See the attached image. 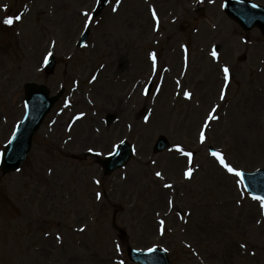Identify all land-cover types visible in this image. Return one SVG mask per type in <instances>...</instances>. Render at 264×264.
<instances>
[{
	"label": "rangeland",
	"instance_id": "rangeland-1",
	"mask_svg": "<svg viewBox=\"0 0 264 264\" xmlns=\"http://www.w3.org/2000/svg\"><path fill=\"white\" fill-rule=\"evenodd\" d=\"M222 2L109 0L91 18L96 0H0V152L23 117L25 84L63 90L23 166L0 171V264H133L128 247L166 249L169 264H264V207L210 154L264 168V34L243 32ZM158 136L169 147L154 154ZM121 141L134 154L104 175L99 163Z\"/></svg>",
	"mask_w": 264,
	"mask_h": 264
},
{
	"label": "water",
	"instance_id": "water-1",
	"mask_svg": "<svg viewBox=\"0 0 264 264\" xmlns=\"http://www.w3.org/2000/svg\"><path fill=\"white\" fill-rule=\"evenodd\" d=\"M107 0H100L94 15L100 11ZM226 14L236 21L244 31L250 30L252 27H258L264 33V9L250 4L246 0H226L224 4ZM87 38V32H84L78 45L84 43ZM54 58L50 57L46 62V71L49 72L54 67ZM25 106L26 113L23 120L18 124L14 135L7 144L1 157V170L8 172L16 170L23 163L27 156L31 138L40 126L44 116L50 110L52 104L56 101L60 94L56 97L49 98L48 91L39 86H25ZM109 121V120H108ZM110 122V121H109ZM168 143L165 138L159 137L155 143L154 151L160 152L167 147ZM131 155V148L127 143H122L116 152L106 158L102 163V167L106 173L112 172L114 169L123 166ZM243 183L246 189L254 195L264 197V169L253 174L244 173ZM128 256L131 261L139 264H153L151 261L158 257L157 264H168L165 253L161 249H155L147 253H141L128 249Z\"/></svg>",
	"mask_w": 264,
	"mask_h": 264
},
{
	"label": "snow or ice",
	"instance_id": "snow-or-ice-1",
	"mask_svg": "<svg viewBox=\"0 0 264 264\" xmlns=\"http://www.w3.org/2000/svg\"><path fill=\"white\" fill-rule=\"evenodd\" d=\"M116 3L119 4L120 3V0H116ZM116 10H117L116 8H113L112 9V11H114V12ZM83 15L86 18L85 26H87V21L90 20L89 14H88V12H84ZM152 16L153 17H156V10L154 8L152 9ZM20 19H21V17H19V16H16L15 17V20H20ZM13 22H14V20H13V17H11V16H9L8 18H6V19L3 20V23L5 25H12ZM185 52H187V48H185ZM211 54H212V56L214 58L219 59L218 53H217V51L215 49H213V51H212ZM49 55H51V53H49ZM149 58H150V60L152 62V69H153V71H155L156 66H157V54L155 52H152V53L149 54ZM45 60H47V57H45ZM222 71H223L224 80L225 81H228L229 80V77H230V69H229V67L227 65H224ZM93 79H95V77H93ZM177 83H179V81H177ZM224 88L226 90L227 85H225ZM225 90H222V92L220 94V99L221 100L225 99V95H226V91ZM145 94H147V89H145ZM178 95H179V93H178ZM183 96L186 99L191 100L192 97H193V93L190 92V91H184L183 92ZM147 119H148V117H145V120L146 121H147ZM215 119H218V116L216 115V107H213L210 110V112L208 113V117H207V120L203 124V128L206 130L207 127H208L209 122L212 121V120H215ZM129 127H131V126H129ZM206 139H207V137L205 135V131L202 130L199 133L200 143L201 144L205 143ZM121 143H123V141H121ZM113 147L114 148H118L119 145H113ZM88 151L89 152H92V151H94V149L89 148ZM175 151L179 152L182 155L188 156V157H191L192 156V153L191 152H185L183 146L180 145V144H176L175 145ZM108 154L109 155H112L113 153L112 152H109ZM210 154L218 160L219 164L222 166L223 169H225L228 173L232 174L236 178V183L238 185L239 184H243V182H244L243 181L244 173H243L242 170H239L236 167L232 166L225 159V156H224L223 153L217 152V151H212ZM184 175H185L186 178L191 179L192 178V175H193V169L192 168H188L187 171L184 173ZM155 176L158 177V178H160L161 180L164 179V176H163L162 172H160V171L155 172ZM96 183L99 184L100 181L97 180ZM163 186L165 188H169V189H171L173 187L172 184H170V183H165ZM99 198H100V194L97 193V199H99ZM253 199L259 200L261 207H264V197L253 196ZM169 203H171V201H169ZM160 223H161V225H163L164 224V221L162 220ZM80 231H84V229L81 228ZM163 232H164V230H163V228H161V235H163ZM57 239L58 240L60 239L59 235H57ZM241 247L244 248V247H246V245H243L242 244ZM119 249H120V246L119 245H116V250L119 251ZM149 251H153V249L150 248ZM120 264H124V262L123 261H120Z\"/></svg>",
	"mask_w": 264,
	"mask_h": 264
},
{
	"label": "bare ground",
	"instance_id": "bare-ground-1",
	"mask_svg": "<svg viewBox=\"0 0 264 264\" xmlns=\"http://www.w3.org/2000/svg\"><path fill=\"white\" fill-rule=\"evenodd\" d=\"M68 127H69V126H68ZM71 138H73V136H72V135H71V136H69L68 140H69V139H71ZM78 228H79V229H81L82 227H81V226H79Z\"/></svg>",
	"mask_w": 264,
	"mask_h": 264
}]
</instances>
